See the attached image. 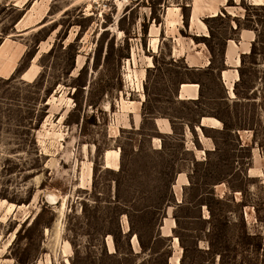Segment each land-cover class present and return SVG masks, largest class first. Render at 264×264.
Returning a JSON list of instances; mask_svg holds the SVG:
<instances>
[{
    "label": "rangeland",
    "instance_id": "1",
    "mask_svg": "<svg viewBox=\"0 0 264 264\" xmlns=\"http://www.w3.org/2000/svg\"><path fill=\"white\" fill-rule=\"evenodd\" d=\"M37 1L0 0L3 61L23 52L0 77V264H258L238 234L264 238V0L225 4L257 29L229 90L219 0L188 26L190 0L160 24L150 0H45L18 25ZM194 45L213 69L188 65Z\"/></svg>",
    "mask_w": 264,
    "mask_h": 264
},
{
    "label": "trees",
    "instance_id": "2",
    "mask_svg": "<svg viewBox=\"0 0 264 264\" xmlns=\"http://www.w3.org/2000/svg\"><path fill=\"white\" fill-rule=\"evenodd\" d=\"M191 1L192 0H190V3H189V8H190V4H191ZM234 0H228V2H227V6L228 7H235V6H237L236 4H235V2H233ZM164 5H166V2H165V0H155V1H153V0H150L149 1V7H150V9H151V12H152V16L153 17H151L152 18V20H154L157 24H160L161 22L159 21V19H157L154 15V12H155V10L157 9V7H159L160 9L161 8H164L165 6ZM186 9H187V7L185 6V5H183L182 6V10H183V16H184V23L188 26V23H189V19H190V14L189 15H187L186 14ZM261 10H264V5L263 6H261ZM222 13H223V15H221V13L220 14H218V15H216V17H213V18H211V20L210 21H212V22H215V21H221V22H225V21H228L229 22V29L231 30V32L234 34V36H238V34L242 31V30H251V31H254L256 34H257V29H255L253 26H251V25H246L245 24V22H250L249 20L250 19H247L246 17L248 16L247 14L245 15V18H244V21L245 22H242L241 20H240V18L239 17H234V18H232L231 17V15L226 11V9H224V8H222ZM228 13V14H227ZM209 20H207V22H210ZM232 22H235V26H231V23ZM257 23H259V24H264V21L263 20H258L257 21ZM143 33H144V35L145 34H147V32H148V26H147V24L145 23V22H143ZM209 27V26H208ZM209 31H210V37H209V39H211L212 37H213V33H212V30H211V28L209 27ZM205 39L206 38H204V40H202L203 42H205ZM229 39H236L235 37H233V36H231L230 38H227L226 40H229ZM196 40H198V39H196ZM199 43V42H198ZM208 49H209V51H210V53L212 54V57H214L215 56V51H214V49H213V47L212 46H210V45H208ZM224 52L225 51H223V52H220V61H221V66L220 67H217L216 68V70L219 72V75H220V73L222 72V71H224V70H226V66H225V63H224V61H225V59H224ZM255 52H256V41L254 42V44H253V46H252V50H251V52H250V54L249 55H242V57H241V64H242V66L245 64V59L246 58H248L249 56H253L254 54H255ZM213 65H214V63L213 62H211V64L209 65V67L208 68H212L213 69ZM241 66V67H242ZM221 78V77H220ZM182 84H185V83H181V85ZM196 84H200L199 82H196ZM224 87V86H223ZM225 89V88H224ZM237 89V84L235 85V89L234 90H236ZM226 90V89H225ZM201 97H202V94L200 93V96H199V99H197V100H192L193 101V103L194 104H197V102L201 99ZM198 128H200V130H203L204 128H205V126L204 127H201V124H199V126H198ZM243 203L244 202H242L241 203V205L240 206H245V205H243ZM242 220V227H241V234H238V239H241V243H240V247L244 250V252H246L247 250H245L247 247H249V246H252L253 248H252V251H251V253L250 254H252V255H254V256H256V260L258 261V264H264V243H263V240H264V238H262L261 236H259V235H255V236H253V235H251L249 232H248V229H247V225H246V223H245V220H244V218H242L241 219ZM220 230V229H219ZM253 238H255V239H258V241L255 243V244H250V243H248V241L247 240H251V239H253ZM186 253V249H184V254ZM220 254V253H219ZM262 259L261 260V262H259V259ZM184 260H185V255L183 256V258H182V260H181V264H184ZM219 264H224V259H223V256L222 255H220V263Z\"/></svg>",
    "mask_w": 264,
    "mask_h": 264
},
{
    "label": "crops",
    "instance_id": "3",
    "mask_svg": "<svg viewBox=\"0 0 264 264\" xmlns=\"http://www.w3.org/2000/svg\"><path fill=\"white\" fill-rule=\"evenodd\" d=\"M16 1V0H14ZM18 1V0H17ZM23 1H29V0H23ZM45 0H38L37 4H38V10L33 11V7L34 5H32L31 9L29 11H27L22 19L19 21L18 25L22 24V22L24 20H29V16L31 15V19H36V17L38 16V13H40V11H43L46 4H44ZM227 0H219V6H218V10L217 12H219L222 8H225V4H226ZM15 5V4H13ZM42 5V6H41ZM16 6V5H15ZM14 6V7H15ZM41 6V7H40ZM49 6V5H48ZM17 7V6H16ZM50 9V7H49ZM190 9H191V13H190V19L189 22L192 19L193 16V11H194V0L191 1L190 4ZM216 12V13H217ZM49 13V10H48ZM47 13V14H48ZM212 13H208L205 12L203 13V16H209ZM47 17V16H46ZM32 27V26H30ZM33 28V27H32ZM31 29V28H30ZM25 30H21L20 32H23ZM256 41V34L254 31L251 30H242L239 34L237 39H229L226 42V46H225V52H224V63L225 65L229 68L227 70H224L220 73V77H221V81L223 83L224 88H226L227 90H229L227 83L224 80V73L225 72H231V73H238L237 69L240 67V63H241V57L242 55H249L251 50H252V46L254 44V42ZM197 45V44H196ZM194 45V50H192L189 54L185 52V54H182V57L185 58L186 62L188 63V65L190 67H200L201 65H203L204 61L205 65L210 64V58L204 53V48H202L201 45L196 46ZM230 47L232 48V53L231 55L229 54V50ZM240 58V59H239ZM240 60V62H239ZM184 85V84H182ZM182 85L179 88V97L181 98V94H182ZM186 85H196L194 83H189ZM191 94V96L189 95ZM195 96V97H194ZM200 96V92H199V86L196 88V92L194 89L189 90V92L186 93V99H191V100H197L199 99ZM189 97V98H188ZM182 99V98H181ZM204 119H208V118H204ZM203 119V120H204ZM202 120V121H203ZM203 125L205 127H207L206 124H204V122H202Z\"/></svg>",
    "mask_w": 264,
    "mask_h": 264
},
{
    "label": "bare ground",
    "instance_id": "4",
    "mask_svg": "<svg viewBox=\"0 0 264 264\" xmlns=\"http://www.w3.org/2000/svg\"><path fill=\"white\" fill-rule=\"evenodd\" d=\"M198 1L199 0H195V2H194V7H195L194 11L195 12H193V16H192L193 23H195L196 17H197L196 10L198 9V5H197ZM7 46H8V42L5 43V45L2 48H0V77H2V76L9 77L14 72V70L16 68V62L19 60V57L23 53V52H21V54H19V53L15 54L10 60L3 61L4 55H5V53L3 51H4V48H6ZM231 53H232V48L230 47L229 54L231 55ZM32 74L34 75L35 73L32 72ZM224 77H225L226 81L228 82V85L230 86L231 89L233 88L234 83L239 79L238 73L230 74L228 72H225L224 73ZM197 87H198L197 85H186V84H184V85H182L183 93L185 94L186 89H194L195 92H196V88ZM184 94H182L183 98L185 96ZM205 120H212V119L208 118V119H205ZM116 154H117V157H118L119 156L118 152H116ZM183 181H185V178H181L178 181L177 190L181 189V185H182L181 182H183ZM67 246H69L68 243H67Z\"/></svg>",
    "mask_w": 264,
    "mask_h": 264
},
{
    "label": "water",
    "instance_id": "5",
    "mask_svg": "<svg viewBox=\"0 0 264 264\" xmlns=\"http://www.w3.org/2000/svg\"><path fill=\"white\" fill-rule=\"evenodd\" d=\"M201 127H204L203 123H201ZM199 129H200V128H199ZM178 203H180V202H178Z\"/></svg>",
    "mask_w": 264,
    "mask_h": 264
}]
</instances>
